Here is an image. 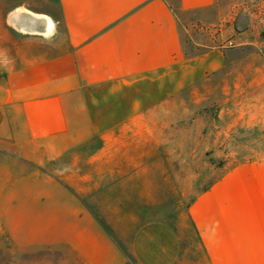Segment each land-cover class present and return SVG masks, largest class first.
<instances>
[{"label": "crops", "instance_id": "1", "mask_svg": "<svg viewBox=\"0 0 264 264\" xmlns=\"http://www.w3.org/2000/svg\"><path fill=\"white\" fill-rule=\"evenodd\" d=\"M215 14V0H0V227L25 196L63 215L87 181L158 179L160 164L182 181L195 164L182 150L211 149L221 166L177 193L191 197L189 249L153 226L138 253L264 264V59L244 45L188 53L182 30Z\"/></svg>", "mask_w": 264, "mask_h": 264}, {"label": "rangeland", "instance_id": "2", "mask_svg": "<svg viewBox=\"0 0 264 264\" xmlns=\"http://www.w3.org/2000/svg\"><path fill=\"white\" fill-rule=\"evenodd\" d=\"M215 6L213 25L182 30L186 51L244 45L251 60L264 59V0H215ZM164 152L171 157L173 149ZM220 155L218 150L183 149V163L187 159L195 164H182V181L175 180L179 166L168 164L158 166V179L87 181L81 196L71 199L74 210L63 215L41 211L33 198L25 196L16 206L21 212L1 214L0 264H147L138 253L137 242L153 226H167L189 249L192 231L187 206L191 197L178 196V189L184 194L199 187L210 173L209 163L221 166V161L212 158ZM191 172L195 181H184ZM76 202L79 206H72ZM192 248L198 256L197 247Z\"/></svg>", "mask_w": 264, "mask_h": 264}]
</instances>
